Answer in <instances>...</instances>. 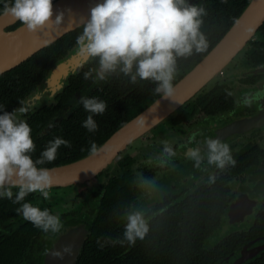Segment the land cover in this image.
Returning a JSON list of instances; mask_svg holds the SVG:
<instances>
[{
  "label": "flooded vegetation",
  "instance_id": "flooded-vegetation-1",
  "mask_svg": "<svg viewBox=\"0 0 264 264\" xmlns=\"http://www.w3.org/2000/svg\"><path fill=\"white\" fill-rule=\"evenodd\" d=\"M205 1L186 0V3L204 9ZM200 19L201 25L210 21L208 13H204ZM83 26L84 24L81 26L82 31ZM209 36L210 34L207 40ZM256 39L257 34L247 42L243 47H247V51L239 60L237 55L232 59L234 64L230 66L231 71L226 72L221 80L202 90L186 102L183 110L166 119L159 134L149 132L139 138L140 141L130 144L129 151L120 152L115 165L108 164L93 178L68 186H57L56 189L65 188L69 191L73 195L71 200L78 199L77 206L66 211L59 210L52 201L53 196L50 195L47 199L51 200V205L47 208H53V214L59 216L62 223L58 234L52 237L51 232H43L33 237L26 249L20 247L19 253L8 256L5 250L8 246L5 233L12 232L25 220L17 214L9 218V225H0V264H45L48 252L63 232L83 224L89 234V224L95 216L99 198L105 193L106 185L113 176L118 185V195L124 202L120 217L114 220V226H110L118 239L125 238L124 231L129 214L139 212L145 222L150 223L170 207L177 206L180 212H183L180 208L188 197L202 191L207 185L218 183L222 189H227L225 206L218 225L203 240V248L222 250V255L212 264H264V70H244L248 66L251 69L255 65L264 64V61H261L264 60L262 56L253 52V42ZM210 41L211 39L208 40V45ZM121 67L122 65H119L115 71L107 73L104 80H100L97 77L98 58H91L79 66L78 71L67 78L65 86L80 70H83L82 73H89L88 78L59 110L60 115H55L50 124L41 131H47L55 118L68 115L72 106L78 104L81 97H87L95 87L103 88L113 82L114 77L121 72ZM50 70L45 74L43 81ZM182 73L183 69L176 68L173 80L176 77L178 79ZM43 81L28 93L16 108H26L25 113L15 112L17 119L26 121L27 113L53 99L48 97L47 93L40 97L33 95L37 87H42ZM257 116L258 122L251 127L243 126L242 130L222 131L232 122ZM208 140L226 143L235 163H226L223 168L215 164L210 165L207 160ZM165 144L173 149L174 156L169 157L164 153ZM192 149H197L202 157L199 168L194 166L195 161L188 156ZM210 177L213 178L211 181ZM81 189H84V194L78 197ZM36 196L37 200L41 201L43 196L40 193ZM39 203H34V206L41 208ZM212 209L221 210L215 204Z\"/></svg>",
  "mask_w": 264,
  "mask_h": 264
},
{
  "label": "trees",
  "instance_id": "trees-1",
  "mask_svg": "<svg viewBox=\"0 0 264 264\" xmlns=\"http://www.w3.org/2000/svg\"><path fill=\"white\" fill-rule=\"evenodd\" d=\"M248 2L249 0H206L204 13H208L210 21L200 25L199 30L206 40L210 34L208 40L211 39V41L209 45L208 40L206 41L207 47L204 51L194 50L190 56L177 57L175 68L183 69V73L189 70L221 38ZM5 3L11 5L12 0H0V13ZM19 24L20 22L17 21L7 28L11 29ZM80 34L82 29L77 27L41 48L25 61L0 74V104L4 105L5 111L12 112L22 103L23 98L43 81L51 67L75 46ZM256 34L253 52L264 59V22ZM82 71L71 77L69 83L63 90L57 92L52 100L26 115V122L32 129V139L36 145V150L30 154L33 160L40 158L48 142L55 137L66 139L71 145L70 147L62 145L57 150V157L53 162H45L37 166L50 167L83 156L91 151L93 143L98 146L163 93L156 91L158 84L152 80H141L137 77L133 82L131 75L135 73L134 66L132 74L125 75L121 71L114 77L113 82L104 85L103 88L95 87L86 97H95L106 104L102 115H93L97 124L95 131L89 132L82 127L87 116L91 114L86 112L79 102L72 106L68 115L57 117V122L51 124L47 131L42 132L41 130L50 124L55 115H60L59 110L86 80L85 73ZM183 108L184 106L176 113ZM116 161L117 157L111 165H115ZM211 185L188 197L186 203L180 208L183 212H180L177 206H173L168 208L167 213L159 214L150 223H146L148 231L144 238H137L134 244H130L125 238L118 239L115 231L110 228L111 225H115H113L114 220L120 217L124 204L123 198L118 195V185L113 176L106 185L105 193L99 198L95 216L89 224L90 232L76 264H212L222 255V250L203 248V240L218 225L221 211L225 206L227 189H222L218 183ZM54 188L57 187L52 189ZM12 191L14 198L18 189L14 188ZM36 194L38 192L30 193L22 203L30 202L34 205L40 202L42 210L51 205V200H45L41 196H39L41 201H38ZM82 194L84 189L79 191L78 197ZM214 204L221 210H211ZM18 207L19 205L13 204L11 200L0 198V225H9L7 222L9 218L18 214L16 212ZM51 209L49 211L53 214V208ZM207 210L211 211L206 212ZM41 233L43 231L35 228L30 222H21L12 232L5 233L8 243L5 248L6 253L8 256L15 252L19 253L20 247L26 249L29 241ZM58 233H51V235L53 237ZM129 247L131 248L123 250Z\"/></svg>",
  "mask_w": 264,
  "mask_h": 264
},
{
  "label": "clouds",
  "instance_id": "clouds-1",
  "mask_svg": "<svg viewBox=\"0 0 264 264\" xmlns=\"http://www.w3.org/2000/svg\"><path fill=\"white\" fill-rule=\"evenodd\" d=\"M3 15L10 16L26 27L29 33H36L45 25H59L62 13L56 14L52 21V0H12L5 3ZM203 8L188 5L186 0H102L90 8V18L83 26L82 34L77 38V55L87 62L98 58V79L104 80L107 73L116 70L131 75V80H152L157 82V92L165 96L173 93L172 80L177 57H186L204 51L207 42L200 32V17ZM89 73H85L87 79ZM231 93H229L230 95ZM80 103L90 113L82 124L89 132L97 129L93 115H102L106 104L95 97H81ZM247 103V101H245ZM25 113L26 108L7 112L0 104V198H6L18 204L16 212L25 221L44 233H56L62 228L59 216L47 208L43 210L30 202H23L30 193H40L49 199L48 189L52 186L51 170L37 165L51 163L57 157V150L63 145L70 147V142L61 137L49 141L41 152L40 158L33 160L30 155L36 150L32 139V129L23 119H17L15 112ZM191 142V139L190 141ZM208 163L223 168L226 163L234 164L229 146L219 140H208ZM95 153L97 146H91ZM164 153L174 156L173 149L165 144ZM188 156L199 168L202 157L197 149H192ZM210 181L213 179L209 178ZM18 189L13 198L12 189ZM148 231L147 224L139 212L127 217L124 237L134 244L136 239H143ZM70 247L63 249L70 253ZM61 257V252H56Z\"/></svg>",
  "mask_w": 264,
  "mask_h": 264
},
{
  "label": "water",
  "instance_id": "water-1",
  "mask_svg": "<svg viewBox=\"0 0 264 264\" xmlns=\"http://www.w3.org/2000/svg\"><path fill=\"white\" fill-rule=\"evenodd\" d=\"M100 2L102 0H53L51 19L54 21L56 14L62 13L61 23L45 25L36 33H29L22 24L8 29V26L17 21L3 15L2 11L0 13V74L25 61L62 35L81 27L90 18V8ZM263 22L264 0H249L214 46L173 82L171 96L161 93L100 143L95 153L89 151L75 160L59 165L38 166L51 170L53 183L50 188L68 186L93 178L132 142L149 133L156 125L164 122L180 110L187 101L200 93L253 38ZM77 50L78 45L53 65L42 87H37L33 95L40 97L47 93L48 97L53 98L57 92L63 90L67 78L76 73L79 66L85 63L77 55ZM246 70L263 71L264 64L255 65L251 69L248 67ZM258 120L259 116L238 120L225 126L222 131L242 130L243 126L251 127ZM87 234L88 229L83 224L63 232L48 252L45 264H75ZM65 247H70V253L63 252ZM56 252H61L62 256H56Z\"/></svg>",
  "mask_w": 264,
  "mask_h": 264
},
{
  "label": "rangeland",
  "instance_id": "rangeland-1",
  "mask_svg": "<svg viewBox=\"0 0 264 264\" xmlns=\"http://www.w3.org/2000/svg\"><path fill=\"white\" fill-rule=\"evenodd\" d=\"M242 51L240 52V54L238 53L237 54V59L239 60V57L241 56V55H244V53L247 51V47L246 48H243V49H241ZM234 61V60H233ZM233 61H231L232 63L229 65H227V67L218 75V76H216L203 90H206V89H208V88H210L212 85H213V83L215 82V81H217V80H221V77H223L224 75H225V73L226 72H229V71H231L230 70V66L231 65H233L234 63H233ZM249 67V66H248ZM248 67H245L244 68V70L246 71V69L248 68ZM177 80V77L173 80V81H176ZM172 81V82H173ZM173 84V83H172ZM62 115H64L63 113H61ZM162 124H163V122H161V123H159L158 125H156L151 131H150V133L151 132H153L154 134H159L160 133V130L162 129ZM148 134V133H147ZM143 137V136H142ZM141 139H137V140H135L134 142H132L131 144H133V143H135L136 141H140ZM130 146V145H129ZM127 147L126 148V150H124V151H129L130 150V147ZM59 187H62V186H59ZM50 189H52V188H50ZM49 194L51 195V196H53L52 197V201L54 202V204L55 205H57L58 206V208H59V210L60 211H66V210H70V209H73L74 207H76L77 205H76V203H77V201H78V199L76 200V201H73V198H72V200H71V197L73 196L69 191H67L65 188H58V189H56V188H54V189H52L51 191H49ZM94 204V203H93ZM93 204L92 205H90V207H92L93 206Z\"/></svg>",
  "mask_w": 264,
  "mask_h": 264
}]
</instances>
